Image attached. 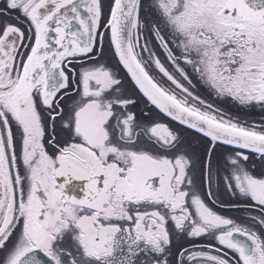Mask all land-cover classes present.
I'll return each mask as SVG.
<instances>
[{
  "label": "snow or ice",
  "instance_id": "6c2138e0",
  "mask_svg": "<svg viewBox=\"0 0 264 264\" xmlns=\"http://www.w3.org/2000/svg\"><path fill=\"white\" fill-rule=\"evenodd\" d=\"M221 105L264 112V0H0V264H264Z\"/></svg>",
  "mask_w": 264,
  "mask_h": 264
},
{
  "label": "rangeland",
  "instance_id": "374dc122",
  "mask_svg": "<svg viewBox=\"0 0 264 264\" xmlns=\"http://www.w3.org/2000/svg\"><path fill=\"white\" fill-rule=\"evenodd\" d=\"M221 107H224L226 110H230L232 112L233 115H239L241 117V119H248L250 121H256L259 122L261 117H264V112H261L258 108L257 109H253L251 111H245V112H237L235 109H231L229 108V106L227 105H221ZM175 126V125H173ZM187 135H191V133H186ZM223 150H228L227 147L224 146H220L217 149V153H224ZM228 151H231L228 150ZM226 215H230V216H234V213L231 212H226L224 213ZM206 240L204 238H201L199 240H194L193 243L198 244V243H205Z\"/></svg>",
  "mask_w": 264,
  "mask_h": 264
},
{
  "label": "flooded vegetation",
  "instance_id": "af4514ba",
  "mask_svg": "<svg viewBox=\"0 0 264 264\" xmlns=\"http://www.w3.org/2000/svg\"><path fill=\"white\" fill-rule=\"evenodd\" d=\"M109 2H110V0H104V3H105V5H106V8H107V4H108ZM105 46H106V48H107V40H105ZM228 150H230V149H228ZM228 150H223L224 153H217V154H218V158H220L222 155H226V154L229 152ZM223 199L227 200L228 197H227V196H223ZM236 215H238V214L234 213V217H235ZM198 244H201V243H198Z\"/></svg>",
  "mask_w": 264,
  "mask_h": 264
},
{
  "label": "trees",
  "instance_id": "16d2710c",
  "mask_svg": "<svg viewBox=\"0 0 264 264\" xmlns=\"http://www.w3.org/2000/svg\"><path fill=\"white\" fill-rule=\"evenodd\" d=\"M222 146H224V147H227L228 149H231L232 150V148H230V147H228V146H225V145H222ZM218 152V151H217ZM216 158H218V154L216 153Z\"/></svg>",
  "mask_w": 264,
  "mask_h": 264
},
{
  "label": "water",
  "instance_id": "95a60500",
  "mask_svg": "<svg viewBox=\"0 0 264 264\" xmlns=\"http://www.w3.org/2000/svg\"><path fill=\"white\" fill-rule=\"evenodd\" d=\"M226 146V145H225ZM228 147H231L232 148V146H228Z\"/></svg>",
  "mask_w": 264,
  "mask_h": 264
}]
</instances>
